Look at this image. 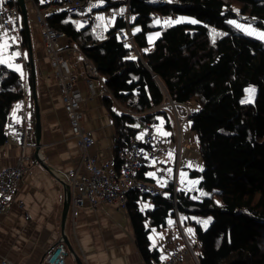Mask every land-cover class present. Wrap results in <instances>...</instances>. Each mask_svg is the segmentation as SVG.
Listing matches in <instances>:
<instances>
[{
    "label": "trees",
    "instance_id": "obj_1",
    "mask_svg": "<svg viewBox=\"0 0 264 264\" xmlns=\"http://www.w3.org/2000/svg\"><path fill=\"white\" fill-rule=\"evenodd\" d=\"M34 1L40 9L50 6ZM5 3L21 11L19 1ZM112 8L120 14L104 38L93 33L91 20L78 28L75 20L81 18L68 10L47 20L79 48L106 84L102 97L113 119L116 151L131 139L143 143L142 129L155 127L159 118L171 131L177 121H186L197 134L203 162L202 170L189 172L199 181L190 191L175 192L169 182L166 195L150 196L152 207L144 211L139 202L147 195L130 194L126 209L144 261L164 264L149 235L153 227H166L172 216L184 234L185 227H192L198 264H264V41L229 23L239 19L264 32V0H107L103 9ZM125 12L131 28H139L129 44L118 36L127 27ZM179 15L198 23L158 21ZM156 30L160 35L150 47ZM21 77L0 64V148L8 142L13 109L25 98ZM252 84L256 99L243 103ZM27 115L34 129L31 99Z\"/></svg>",
    "mask_w": 264,
    "mask_h": 264
},
{
    "label": "crops",
    "instance_id": "obj_2",
    "mask_svg": "<svg viewBox=\"0 0 264 264\" xmlns=\"http://www.w3.org/2000/svg\"><path fill=\"white\" fill-rule=\"evenodd\" d=\"M6 1L8 0H0V10L8 8ZM24 1L29 18L28 34L25 29L26 43L21 44L22 48L12 50V45L17 44L16 38L0 23V43L7 40L10 45L4 52V58L7 59L18 53L19 55H14L11 60L13 67L9 68L15 70V66L19 65L20 71L18 72H23V74L29 69L31 74L30 99L36 114L32 89L33 63L42 129L40 158L57 171L68 172L76 169L83 173L85 165L81 149L72 132L58 82L46 54L42 29L38 22L40 13L49 17L67 9L64 5H54L45 7L41 11L34 0ZM88 2H96V8L90 4L93 12V19L89 23L91 29L97 37L104 38L108 30L114 26L120 9H109L113 14L108 16L106 13L108 9H103L107 0H88ZM61 6L64 9H61ZM98 17H102V19ZM75 21L78 28L86 26L80 22L79 18ZM137 29L139 28H132V33H137ZM153 42H150V47ZM60 43L62 55L69 60L74 72L73 86L81 92L83 97L82 123L95 139V146L91 150L92 154H95L102 163L109 162L116 154L115 130L113 119L105 106L104 99L99 95V90L104 86V82L101 78H94L93 83L97 94L92 96L86 83L84 55L75 44L68 40L67 36L60 39ZM4 65L7 66V64ZM30 99L28 97V103ZM23 106V103L20 102L13 109L12 118L15 123H24L23 118L18 115ZM28 127L32 129L28 145L24 146L16 132L9 136L8 142L0 148V174L4 169L17 165L23 156L31 158L15 198L10 202L8 210L0 214V264H3L4 260L16 264H48L46 258L49 252L57 246L63 234L62 212L65 189L61 180L50 170L44 168L42 162L36 158L35 128L33 129L29 125ZM157 140L161 146L166 145L164 136L160 138L157 135ZM161 146L160 149L163 152ZM159 160L161 165L169 163L164 157ZM139 203H146L149 205L148 208L152 207L150 198L143 202L141 200ZM141 204L140 207L143 210ZM171 217L166 227L152 228L149 235L151 243L160 251L161 258L178 250L183 253V260L179 264H190V255L192 256V254L185 251L187 242L179 225L177 226ZM65 232L82 264H146L137 247L129 213L126 208L120 207L118 204L104 203L92 207L91 203L87 201L74 224H72L71 210H69ZM184 241L186 245H183ZM65 260L66 264H78L71 251Z\"/></svg>",
    "mask_w": 264,
    "mask_h": 264
},
{
    "label": "built area",
    "instance_id": "obj_3",
    "mask_svg": "<svg viewBox=\"0 0 264 264\" xmlns=\"http://www.w3.org/2000/svg\"><path fill=\"white\" fill-rule=\"evenodd\" d=\"M40 3L50 6L64 5L69 12L81 18L83 25L88 24L92 19V9L86 0H40ZM106 13L108 16L113 14L111 10ZM125 16L127 27L119 29L118 36L122 42L129 44L130 40L134 42L129 29L131 16L129 12H125ZM38 22L42 29L46 54L50 59L51 68L58 82L60 95L70 120L72 132L78 140L85 165V172L83 173L78 172L76 169L68 172L59 171V174L69 181L70 197L72 198L70 207L72 224L76 223L80 211L87 201L91 203L92 207H97L104 203L116 205L117 202L120 207L126 208L128 198L134 191L147 196L166 195V185L169 182L173 183L175 192L180 189L179 172L181 166L179 159L177 164H175V171L160 164L161 144L157 140L156 134H154L155 127L153 124H147L142 129L140 138L143 143H140L136 138L131 139L128 146L116 151L114 158L109 162L102 163L95 154H92L91 150L95 146V139L82 123L81 106L83 97L81 92L73 86L74 72L70 62L62 55L60 39L66 37V34L54 29L43 13L38 15ZM0 23L6 30L12 32L13 37L16 38L17 44L12 45L11 49L22 48L23 16L21 11L15 6H8L6 10H0ZM85 69L87 75L86 83L90 93L94 96L97 92L93 80L96 77L100 78L99 71L88 60H85ZM20 84L25 92V98L20 101L24 106L19 112L24 123H15L11 115L6 133L9 137L17 132L24 146H26L29 144L32 134V129L28 127L27 115L30 105V101L29 103L27 101L28 97L30 98L27 73H22ZM105 86L106 84L99 90L100 96L105 94ZM30 159L28 156H23L17 165L4 169L0 174V214L8 210L10 202L15 198L19 184L27 172V164ZM118 161H120L119 164ZM141 175L151 179V181L140 179L138 176ZM175 219L180 225V231L183 234L181 222L178 218L175 217ZM186 242L185 251L194 255L192 246L188 241ZM68 253L67 245L61 239L57 246L49 252L46 262L48 264H66L65 258ZM194 257L196 259L195 255ZM181 260H183V253L176 250L167 254L164 264H179ZM3 264L13 263L4 260Z\"/></svg>",
    "mask_w": 264,
    "mask_h": 264
},
{
    "label": "rangeland",
    "instance_id": "obj_4",
    "mask_svg": "<svg viewBox=\"0 0 264 264\" xmlns=\"http://www.w3.org/2000/svg\"><path fill=\"white\" fill-rule=\"evenodd\" d=\"M92 5L93 8H96V2H91L90 3ZM61 9H64L63 6H61ZM183 18V19H181ZM192 20L197 21L198 20L195 17L192 16H187V15H179L178 19L175 20H170L163 22L161 19H159L158 21H161L162 23H183V22H188L191 23ZM179 21V22H177ZM230 21H235V24H232L234 26V28L242 33L248 34V31H246L245 29L251 31L254 30V33L251 36H254L260 40L261 39L258 37L257 33H261L256 27H254L251 23H247L245 21L239 20V19H232ZM195 24V23H193ZM236 24H239L242 26V28H238L236 27ZM133 29L136 28V26L132 27ZM160 35V31L156 30L154 32H152L150 34V42L154 41V39H156L158 36ZM100 75V74H99ZM101 78V76H100ZM249 89H255L254 92H249ZM256 94H257V86L256 85H248L246 87L245 93L244 95L241 97V101L243 103H252L255 101L256 99ZM159 122L157 124H155V130H154V134L159 135L160 138L164 136L165 140H166V145H160L163 150V152L160 154V158L164 157L165 160H167V165H165V167L171 169L172 171H175V164H177L178 159H179V163H180V172H179V188L180 189H187V190H191L192 188H194V186L196 184H192L191 181H196L194 178H192L189 175V172L191 169H197L200 170L203 168V162H202V158H201V154L199 151V146H198V137L197 134L192 130L191 128V124L186 122V121H177L176 122V127H174V130L171 131L170 129L168 130L164 124L161 118L158 119ZM163 132H167L169 133V135L165 136L162 135L161 133ZM164 143V142H163ZM184 185H186L187 187H183ZM191 187V188H190ZM143 197V196H142ZM150 196H147V198H149ZM146 198V199H147ZM145 199L142 200V202ZM70 201H72V198L70 197ZM143 211L146 210L149 205L145 204H141ZM182 220V217H181ZM210 220V218H209ZM189 229L192 230V227H185L184 231H185V235H183L184 239L187 238V240L190 242V244L192 246H194L197 242L194 234H193V230L190 232ZM186 241V240H185ZM183 243V245L186 243ZM195 255V254H194ZM194 255H190L191 257V262L190 264H196L195 263V257ZM12 262V261H11ZM13 264H16L14 262H12Z\"/></svg>",
    "mask_w": 264,
    "mask_h": 264
},
{
    "label": "water",
    "instance_id": "obj_5",
    "mask_svg": "<svg viewBox=\"0 0 264 264\" xmlns=\"http://www.w3.org/2000/svg\"><path fill=\"white\" fill-rule=\"evenodd\" d=\"M19 1V5L21 7V13L23 15V21H24V28L27 30V34L29 32V18H28V12L26 9V4L24 0H18ZM31 49V47H30ZM32 89H33V94H34V99H35V105H36V126H35V133H36V158L38 159V161L42 162V166L48 170L51 171L52 174H54L59 180H61L64 189H65V199H64V206H63V212H62V226H63V234H62V238L65 241V244L67 245V248L69 251H71V253L74 255V257L76 258L78 264H82L80 258L78 257V255L76 254V252L74 251V248L72 246V244L69 241L68 236L66 235L65 232V228L67 225V221H68V214H69V210H70V187H69V181L64 178L61 174H59V171H57L53 166H51L49 163H47L46 161H44L42 158H40L39 156V152H40V146H41V138H42V129H41V120H40V109L38 107V101H37V95H36V85H35V81H36V75L34 72V67H33V63H32ZM57 173V174H56Z\"/></svg>",
    "mask_w": 264,
    "mask_h": 264
},
{
    "label": "snow or ice",
    "instance_id": "obj_6",
    "mask_svg": "<svg viewBox=\"0 0 264 264\" xmlns=\"http://www.w3.org/2000/svg\"><path fill=\"white\" fill-rule=\"evenodd\" d=\"M98 18H99V19H102V17H98ZM181 19H183V18H181ZM177 22H179V21H177ZM191 23H197V21L192 20ZM229 23H231V24H235L236 22H235V21H229ZM236 27H238V28H242V26L239 25V24H236ZM245 30L248 31V34H249V35H252V34L254 33V30H251V31H249V30H247V29H245ZM137 31H139V29H137ZM257 35H258L259 38L264 39V32L257 33ZM13 39H14V38H13ZM9 47H10V45L8 44V41H7V40H4L3 43H0V64H7L8 67H13V65H12V63H11V60H12V58H13L14 55H19V54H18V53H15V54H13L12 56H9L7 59H5V58H4V52H5ZM15 70H16V71H20V66H19V65H16V66H15ZM248 91H249V92H254L255 89H249ZM161 134H162V135H165V136L169 135V133H167V132H163V133H161ZM201 170H202V169H201ZM191 183H192V184H197V183H199V181H191ZM205 223H207V222H205ZM189 231L191 232L192 230L189 229ZM150 239H151V237H150Z\"/></svg>",
    "mask_w": 264,
    "mask_h": 264
},
{
    "label": "bare ground",
    "instance_id": "obj_7",
    "mask_svg": "<svg viewBox=\"0 0 264 264\" xmlns=\"http://www.w3.org/2000/svg\"><path fill=\"white\" fill-rule=\"evenodd\" d=\"M18 115H20V113L18 114ZM21 116V115H20ZM183 187H187L186 185H184ZM191 188V187H190ZM116 204H118L117 202H116ZM72 205V202L70 201V206ZM194 224V223H193ZM178 226V225H177Z\"/></svg>",
    "mask_w": 264,
    "mask_h": 264
},
{
    "label": "clouds",
    "instance_id": "obj_8",
    "mask_svg": "<svg viewBox=\"0 0 264 264\" xmlns=\"http://www.w3.org/2000/svg\"><path fill=\"white\" fill-rule=\"evenodd\" d=\"M187 191H189V190H187ZM195 263L198 264L197 260H195Z\"/></svg>",
    "mask_w": 264,
    "mask_h": 264
}]
</instances>
